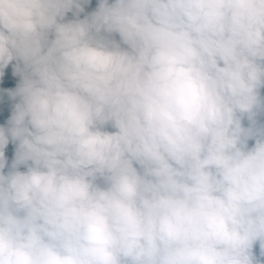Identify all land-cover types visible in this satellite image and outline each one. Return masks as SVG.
Wrapping results in <instances>:
<instances>
[{
    "label": "clouds",
    "instance_id": "1",
    "mask_svg": "<svg viewBox=\"0 0 264 264\" xmlns=\"http://www.w3.org/2000/svg\"><path fill=\"white\" fill-rule=\"evenodd\" d=\"M0 264H264V0H0Z\"/></svg>",
    "mask_w": 264,
    "mask_h": 264
}]
</instances>
